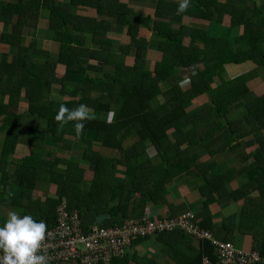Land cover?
Listing matches in <instances>:
<instances>
[{"label":"trees","instance_id":"trees-1","mask_svg":"<svg viewBox=\"0 0 264 264\" xmlns=\"http://www.w3.org/2000/svg\"><path fill=\"white\" fill-rule=\"evenodd\" d=\"M54 1H7L0 6V13L8 14V18H0L3 24L0 39L14 49L10 59L8 55H3L0 60V94L10 95L6 104H0V203L6 199L12 205L25 208L37 221L43 220L51 228L56 223V205L60 198H65L66 207L77 213L80 227L84 231L94 226L96 218L102 215L107 218L96 226L110 228L127 220L131 201H134L136 210L141 211L149 199L154 204L158 201L167 204L162 195L164 185L177 176L190 174L201 185L205 200L203 211L194 215L193 223H198L202 231L210 233L217 240H220L223 229L239 231L249 236L253 240L250 251L257 253L261 259L256 264H264V136L261 135L264 130V95L247 104L241 101V96L249 92L247 81L251 78L252 71L234 79L236 90L227 100H220L213 88L215 78L224 79L227 64L252 60L259 66H264V51L261 50L264 15L262 18L256 17L264 9H259L249 0H202L207 10L213 6L219 12L220 22H229L232 28L238 24L234 29L237 32L235 41H248L251 50L235 51L227 39L211 36L207 30L184 25L175 28L172 21L182 19V15H177L176 1L159 0L154 19L151 16L134 15L132 9L117 0H70L72 5L94 9L96 14L93 17L67 14L68 4H56ZM40 10L48 11L49 24L56 28L54 40L58 44L60 57L57 62L37 64L30 61L31 51L45 55L49 52L32 47V43L27 44L24 34L25 27L36 26ZM209 11L213 13V9ZM127 15L131 16L128 20ZM227 15L228 19H224ZM163 18L167 20L164 21ZM114 22L126 28L134 62L129 67L117 64L115 75L109 79L107 74H103L101 78L92 77L88 71L102 72L101 57L106 56L109 46L106 33L111 30ZM67 25L92 35V49L87 59H81L75 48L84 45V40L76 37L75 42L80 44L72 43V35L63 30ZM147 26H150L152 35L160 39L158 49L162 53V59L151 71L145 70L143 56L149 41L139 35V28ZM239 28L242 30L238 33ZM187 35L200 40L202 47L199 49L195 44L185 46L183 41ZM61 56H65L67 60H61ZM59 63H64L65 76L58 77L56 73ZM91 63H98L100 68ZM199 63L202 65L197 68ZM193 67H196V72L188 75L190 87L184 90L180 84L183 80L181 70ZM70 72L81 73L83 80L82 83L75 84L72 90H67L64 78ZM4 76L6 81L3 80ZM163 82L172 85V95L161 101L159 95ZM53 84L61 85L65 100H52ZM23 90L27 104L22 113H18L12 107L13 101ZM201 95L210 97V105L191 113L188 104ZM61 103H65L69 109L79 104L92 108L97 119L84 122L85 128L79 136L80 140L88 142L84 136L90 130L93 136L90 141L99 143L103 148L116 150L119 156L109 158L86 151L84 156L95 163L94 178L87 187L81 181V176L76 183H71L66 181V174H51V170L58 164L56 162L47 163L48 167L45 169L39 167L41 174H51L50 181L57 187L59 200L34 202L31 198L32 183L38 178L36 174H26V168L33 158L39 156L40 149L36 147L38 142L33 138L34 135L31 137L29 134L43 135L37 130H30V126L23 124L22 120L30 117L44 120L47 126L45 133L54 141H62L66 134L76 135L74 122L67 124L62 132H57L55 115ZM112 107L115 109H111ZM243 107H246L244 115L236 116L237 111ZM109 113L113 114L111 123L108 122ZM20 135L27 136L32 154L28 160L19 162L12 160V153ZM130 137H134L135 141L132 145L125 146L124 143ZM246 139H249L245 142L247 147L258 144L244 158V161L253 158L250 168L257 171L251 182L229 192L227 186L233 182L234 171L218 176L213 171L217 166L216 162L208 163L203 157L213 158L227 149L239 151L243 147L242 141ZM147 145L154 149L153 156L134 164V161L145 154ZM12 164L16 167L15 174L11 175L14 177L13 182L10 183L11 176L7 168ZM117 166L125 171L123 177L115 175L118 174ZM161 178L164 182H161ZM113 187L120 191L115 207H111L110 202ZM134 194L138 195L137 200ZM231 201L243 203L241 213L225 220L219 228L221 232L216 230L212 234L215 228L209 207L215 203L223 206ZM177 218L170 216L160 220L171 221ZM4 222L0 218V226ZM166 235L169 234L159 235L157 240L172 245V249L181 240L191 239L181 233H171V242ZM224 241L231 243L228 237ZM195 254L196 257L193 258L174 250L173 259L178 264H202L203 259L208 258L211 264H222L208 240L199 243ZM110 264H138V260L136 255L124 256L113 259Z\"/></svg>","mask_w":264,"mask_h":264},{"label":"crops","instance_id":"crops-1","mask_svg":"<svg viewBox=\"0 0 264 264\" xmlns=\"http://www.w3.org/2000/svg\"><path fill=\"white\" fill-rule=\"evenodd\" d=\"M7 1L17 2L18 0H0V6L6 3ZM118 2L125 4L128 8L133 10L134 15L137 16H151L150 18H155V8L156 3L159 0H117ZM168 1V0H163ZM176 1L179 4V0H170V2ZM56 4L59 2H64L68 4L67 14H77L80 16H95V10L86 6H78L70 4V0H55ZM251 4L257 5L259 9H264V0H249ZM209 9H213V13H210ZM206 9L205 5L202 4V0H191V6L187 9L186 12L181 13L182 19L181 21H172V25L175 28H178L181 25L195 28V29H203L207 30L209 35L219 38L227 39L233 50L238 51L239 49L242 50H251V46L248 41H244L241 43H237L235 41V34L237 32L234 30L238 24L234 28L230 27V23H223L218 20L219 12L214 10L213 6ZM39 11V10H38ZM37 11V12H38ZM39 18L37 26L33 28H24V34L26 38V43H32V47L36 49H40L41 45L45 47H51L47 55L45 53H35V51H31L30 54L31 62L32 63H45L46 61H58L60 57L58 56V44L54 40L55 35V26H52L48 23V11L43 10L38 12ZM264 12L259 11L257 13V18L261 16L263 17ZM7 18L6 15H2L0 13V18ZM127 20L131 18L130 15L126 16ZM224 19H228L224 17ZM164 21L167 19L163 18ZM210 20V21H209ZM135 24L133 22H130ZM64 31H68L72 35V43L75 42L76 37H80L84 40L83 44L80 46H76L78 53L77 55L81 59H87L89 55V51L92 49V35L86 32H81L78 30H74L71 25L64 26ZM150 26L147 27H140L139 28V35L147 41H149V46L144 49L143 56L145 59V70L151 71L157 62L162 59V53L159 51L158 47L160 45V39L154 37L152 35ZM242 28H239V32H241ZM3 31V24L0 22V34ZM53 34V44H50V37L48 35ZM102 39V38H101ZM103 40V39H102ZM106 40L108 49L106 56H102L103 64L101 67L102 72L96 71H88L89 75L94 77L101 78L103 74H107L106 76L108 79L111 76H114L116 73V65L117 64H124V66L129 67L134 62L133 57V50L130 46V37L127 34V30L123 25L116 24L115 22L112 24L111 30L106 33ZM48 42V46L46 45ZM99 42V40H98ZM77 45L80 43H76ZM183 44L185 46H189L191 44H195L199 49L202 47L201 41L197 39H192L189 35L185 37ZM40 45V46H39ZM53 46V48H52ZM9 45L7 43H2L0 39V60L2 59L3 55H8L9 59L11 58V54L8 51H5ZM95 48V46H94ZM41 50V49H40ZM42 50V51H46ZM261 50L264 51V40L261 43ZM8 53V54H7ZM67 60L65 56H61V60ZM60 60V61H61ZM92 64V63H91ZM95 65L96 68H100L98 63L92 64ZM147 65V67H146ZM202 64H198L197 68L200 67ZM239 70L238 76H233L232 74ZM252 71L251 78L247 81V85L249 88V92L241 96V101L244 104H247L254 100L255 98L261 97L264 95V66H259L252 60L246 61L240 64L230 63L226 66V72L223 74L224 79L215 78L213 83V88L215 90V94L220 100H227L236 90L233 81L235 78L239 76L248 74ZM183 74V80H181L180 84L183 86L187 85V89L190 87V76L189 74L193 75L196 72V67L187 68L181 70ZM56 73L58 77L65 76L64 70V63H59L58 67L56 68ZM102 73V74H101ZM230 73V74H229ZM232 75V76H231ZM5 78V79H4ZM3 80L6 81L7 78L4 76ZM83 77L81 73L70 72L64 78V84L67 90H72L75 84L82 83ZM230 84L229 86H227ZM172 85L169 83L163 82L161 84V94L159 95L160 100H167L169 96L172 95ZM10 95L0 94V104H6L9 101ZM25 92L24 90L20 95H17L14 98L13 106L14 109L18 113H22L25 109L26 100L24 98ZM51 98L56 102H60L65 100V97L62 96L61 93V85L53 84L51 86ZM210 105V97L208 95H201L197 99L193 100L192 103L188 104L189 111L191 113L198 112ZM246 112V107L241 108L237 113L236 116L244 115ZM2 116H0L1 119ZM234 117V115L232 116ZM23 124H28L30 126V130H37L39 133H42L43 137L37 135L36 133H30L29 136H33L35 140H37L38 144L36 147L40 149L39 156L33 158L31 162L28 164L26 168V174H36L38 178L32 183V190H31V198L34 202H44L48 199H57V187L54 183L50 181L51 174H66V181L71 183H76L81 176V181L83 182L84 186H89L94 178V170H95V163L90 161L87 157L84 156L86 151L100 153L104 156L109 158L111 157H118L119 153L116 150L106 149L100 146L99 143L90 141L92 139V135L89 131H86L84 139L88 140L83 141L80 140L79 137L76 135H69L66 134L63 136L62 141H54L53 138L46 132V122L41 120L38 117H30L22 120ZM172 132L170 131L169 134ZM260 135V133H259ZM261 135L264 136V130L261 131ZM2 141V138H0ZM27 136H19L17 138L13 153H12V160L15 161H24L25 159L31 158L32 146L29 145L27 141ZM242 140V139H241ZM135 141L134 137H130L125 146H130ZM249 139L243 140V147L236 152H232L229 149L226 152L220 153L215 157L211 158L210 156L203 157V160L209 162H216V167L213 170L218 176L227 174L233 170L234 172V179L227 186V190L229 192H233L237 190L239 187H242L249 182L252 181L254 177V172L257 170L251 169L250 165L254 162V159L250 158L247 161H244V158L247 154L251 153L254 149L257 148L256 144L254 147H247L245 142H248ZM1 143V142H0ZM147 149L144 155L134 161V164H137L138 161H143L154 154V149L147 145ZM49 162H56L58 163L53 173L51 174H41L39 171V167L42 169L47 168L46 165ZM70 163V165H67ZM15 165L8 166V172L10 176L15 174ZM34 169V170H33ZM118 174H115L117 177H123L124 170L121 166H117ZM212 171V172H213ZM13 178L11 176L10 183L13 182ZM128 178V177H127ZM161 182H164V179L161 178ZM165 191L162 194L167 201V204L162 202L152 203L149 200L146 201L144 210H136V206L134 201H131L128 208L127 213V220H155L160 218H170V216L180 217L184 214L191 213L193 215H199L204 208V197L201 191V185L195 182V179L190 174H182L177 176L169 183L165 185ZM120 195V191L117 187H113L111 190L110 195V202L111 207H115L118 201V197ZM138 195L134 194L135 200H137ZM26 205L27 203H22ZM59 204L66 205L65 198H60ZM56 205V207H57ZM243 203H235L234 201L228 202L223 206H219L216 203L211 204L209 207V214L212 218V225H214V230L212 234L215 233L216 230L219 229L225 220L231 218L232 216L239 215L243 209ZM10 210H15L19 212L21 215L23 213L28 214V210L25 208L19 207L18 205H12L8 200L4 199L0 203V218L6 220L7 212ZM105 216V215H102ZM105 218H107L105 216ZM172 218V217H171ZM94 225H100V223H96L94 221ZM198 225V223H197ZM49 229V228H48ZM224 231L220 234V240L224 241L229 238L231 243L239 250L249 252L252 249L253 240L244 234H241L239 231H228L229 229H223ZM170 241L172 242L171 235H166ZM180 237V236H179ZM219 238V236H218ZM181 239V237H180ZM199 243L194 240L180 241L177 247L172 249V245H167L161 240H157L156 238H148L146 240L141 241L139 244H136L134 250L138 260V264H178L176 259H173L174 250L180 253H183L189 257H195V250L198 248ZM133 255V256H134Z\"/></svg>","mask_w":264,"mask_h":264},{"label":"built area","instance_id":"built-area-1","mask_svg":"<svg viewBox=\"0 0 264 264\" xmlns=\"http://www.w3.org/2000/svg\"><path fill=\"white\" fill-rule=\"evenodd\" d=\"M192 218L186 214L171 221L126 220L115 227L94 225L84 231L77 213L60 204L56 209V223L48 229L46 245L51 264H105L130 254L138 240L178 229L195 240H208L222 264H256L261 261L255 252L242 251L231 243L213 238L194 224ZM203 264L211 262L204 258Z\"/></svg>","mask_w":264,"mask_h":264},{"label":"clouds","instance_id":"clouds-1","mask_svg":"<svg viewBox=\"0 0 264 264\" xmlns=\"http://www.w3.org/2000/svg\"><path fill=\"white\" fill-rule=\"evenodd\" d=\"M190 6L191 0H179L177 15L186 12ZM5 15L8 18V14L5 13ZM49 22L50 21L48 19V23ZM37 23L38 19L36 26ZM112 115V113L108 114L109 123L112 122ZM95 119H97V117L94 113V110L86 104H79L78 106L69 109L65 103H61L59 105L58 112L55 115V121L58 123L57 132H62L67 124L74 122L73 127L77 137L83 134L85 128L84 122ZM56 209L57 207L55 208V213ZM187 214H190L192 217H194V215L191 213ZM155 220L163 221L160 219ZM166 233H181L183 236L190 237L178 229L174 231H166L157 234L155 237L148 236L145 239H141L139 242L137 241L134 245V248L136 244H139L143 240L148 238L157 239L159 235ZM48 236V226L43 220L37 221L32 215H21L15 210L8 211L7 218L3 223V226H0V264H51L48 247L46 245ZM190 240L202 243V241L195 240L193 238ZM134 248L133 251L130 254H126L125 257L133 256L136 253Z\"/></svg>","mask_w":264,"mask_h":264},{"label":"rangeland","instance_id":"rangeland-1","mask_svg":"<svg viewBox=\"0 0 264 264\" xmlns=\"http://www.w3.org/2000/svg\"><path fill=\"white\" fill-rule=\"evenodd\" d=\"M48 37H50L51 39H50V44L49 45H52L53 44V34H51V35H48ZM3 43V42H2ZM30 43H33V42H30ZM47 46H48V42H47V44H46ZM40 46V45H39ZM52 48H53V46H52ZM40 49L41 50H50L51 49V47L49 48V47H45L44 45H41L40 46ZM5 51H8L9 53H13L14 52V49L12 48V47H8L7 49H5ZM8 54V53H7ZM146 67H147V65H146ZM230 74V73H229ZM238 74H239V70H237L236 72H234L232 75L233 76H238ZM231 75V76H232ZM230 84H228L227 86H229ZM184 88H186L187 87V85H185V86H183ZM168 99V98H167ZM111 109H115V108H111ZM12 189V188H11ZM232 244V243H231ZM112 261L110 260L109 262H107V263H105V264H110Z\"/></svg>","mask_w":264,"mask_h":264},{"label":"water","instance_id":"water-1","mask_svg":"<svg viewBox=\"0 0 264 264\" xmlns=\"http://www.w3.org/2000/svg\"><path fill=\"white\" fill-rule=\"evenodd\" d=\"M105 219H106L105 216L97 217L96 220H95V224H96V223H100V224H102V223L104 222Z\"/></svg>","mask_w":264,"mask_h":264}]
</instances>
